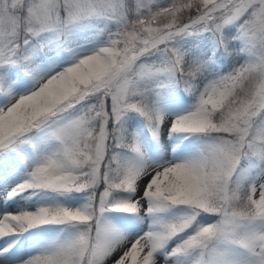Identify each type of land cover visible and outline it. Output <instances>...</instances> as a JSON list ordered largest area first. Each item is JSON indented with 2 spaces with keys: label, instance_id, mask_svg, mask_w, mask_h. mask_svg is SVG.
I'll use <instances>...</instances> for the list:
<instances>
[{
  "label": "snow or ice",
  "instance_id": "6c2138e0",
  "mask_svg": "<svg viewBox=\"0 0 264 264\" xmlns=\"http://www.w3.org/2000/svg\"><path fill=\"white\" fill-rule=\"evenodd\" d=\"M0 264H264V0H0Z\"/></svg>",
  "mask_w": 264,
  "mask_h": 264
}]
</instances>
